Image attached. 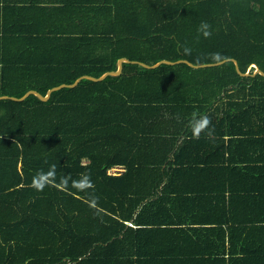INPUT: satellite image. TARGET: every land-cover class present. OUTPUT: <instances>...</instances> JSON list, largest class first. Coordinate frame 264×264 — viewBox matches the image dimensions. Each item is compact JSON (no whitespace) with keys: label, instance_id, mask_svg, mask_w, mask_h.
Returning a JSON list of instances; mask_svg holds the SVG:
<instances>
[{"label":"trees","instance_id":"16d2710c","mask_svg":"<svg viewBox=\"0 0 264 264\" xmlns=\"http://www.w3.org/2000/svg\"><path fill=\"white\" fill-rule=\"evenodd\" d=\"M37 2L3 5L0 95L45 94L115 70L120 57L203 64L219 53L264 71V0ZM193 113L210 117L214 137L193 138ZM258 133L264 76L232 60L128 61L47 100L0 99V264H216L224 249L203 243L232 224L223 197L248 176L240 162L263 155L242 139ZM52 164L57 181L88 173L94 189L36 191L33 176Z\"/></svg>","mask_w":264,"mask_h":264},{"label":"crops","instance_id":"0c3cea01","mask_svg":"<svg viewBox=\"0 0 264 264\" xmlns=\"http://www.w3.org/2000/svg\"><path fill=\"white\" fill-rule=\"evenodd\" d=\"M38 1L40 2L36 5L46 3L45 0ZM6 2L9 3L10 0H0V22L7 15L3 6ZM27 13L30 16L34 14L31 9ZM242 139H246L249 145L252 144V148L262 151L263 155L260 159L240 162L238 166L246 169L248 176L244 178L240 173L238 180L236 179L239 185L234 184L239 190L223 197L228 199L226 204L231 201V208L227 211L233 217L232 224L225 229H216V237L206 239L203 243L209 249H224L217 251L216 264H264V133Z\"/></svg>","mask_w":264,"mask_h":264},{"label":"clouds","instance_id":"9594fccd","mask_svg":"<svg viewBox=\"0 0 264 264\" xmlns=\"http://www.w3.org/2000/svg\"><path fill=\"white\" fill-rule=\"evenodd\" d=\"M211 26L206 21H201L197 28V32L203 35L205 38L211 36ZM192 49L190 47L183 48L184 55H191ZM211 59L218 61L221 57L219 53H212ZM211 119L206 114L193 113L190 116L188 127L192 133L193 138H199L201 133H206L209 138L214 137L215 129L210 127ZM77 189L78 191L85 192L89 189H94V184L91 180V176L88 173H81L78 179H72L70 175L63 176L57 181L56 165L52 164L47 171L41 169L33 176L30 186L36 191H43L45 187H56L60 190H67L69 187ZM98 201V197L94 193H89L86 198V202L91 207H95Z\"/></svg>","mask_w":264,"mask_h":264},{"label":"water","instance_id":"95a60500","mask_svg":"<svg viewBox=\"0 0 264 264\" xmlns=\"http://www.w3.org/2000/svg\"><path fill=\"white\" fill-rule=\"evenodd\" d=\"M227 60H232L234 63H235V67H236V70L238 71V73L242 74V75H248V74H251V75H254L256 73H259L261 75L264 76V71L261 70L258 66L256 65H253L255 68L253 70L252 73H249V69L246 71V72H242L240 69H239V66H238V63L237 61L234 59V58H225V59H222V60H219V61H216V62H210V63H203V64H194L192 62H190L189 60L187 59H178V60H169V59H160L158 60L157 62L155 63H152V64H149V63H146V62H143V61H139V60H130L126 57H120L117 61V68L115 70H108V71H105L104 73H102L100 76L98 77H95V76H92V75H88V74H84V75H81L79 77H77L72 83L70 84H67V83H62V84H59V85H56V86H53L51 88H49L46 92L45 95H42L40 92L34 90V89H29L27 90L21 97H15V96H7V95H2L0 96V98H7V97H10L12 99H15V100H23L22 98H24L26 95L30 94V93H33L35 95H37L40 99L42 100H47L50 93L55 90V89H58V88H61V87H64V86H74L76 85L82 78H89V79H93V80H100V79H103L105 76H107L108 74H112V75H116V74H119L122 70V64L123 62H127V61H132V62H135V63H138L139 65L143 66V67H146V68H154V67H157L158 65H160L161 63H169V64H175V63H178V62H185L187 63L188 65L190 66H193V67H202V66H208V65H217V64H221Z\"/></svg>","mask_w":264,"mask_h":264},{"label":"bare ground","instance_id":"6f19581e","mask_svg":"<svg viewBox=\"0 0 264 264\" xmlns=\"http://www.w3.org/2000/svg\"><path fill=\"white\" fill-rule=\"evenodd\" d=\"M127 62H128V61H127ZM131 62H132V61H131ZM111 75H112V74H111ZM71 83H72V82H71ZM67 84H70V83H67ZM57 85H59V84H57ZM55 86H56V85H55ZM52 87H53V86H52ZM50 88H51V87H50ZM48 89H49V88H48ZM48 89H47V90H48ZM28 90H29V89H28ZM34 90H35V89H34ZM36 91H37V90H36ZM25 92H26V91H25ZM25 92H24V93H25ZM38 92H39V91H38ZM46 92H47V91H46ZM41 94H42V93H41ZM45 94H46V93H45ZM45 94H42V95H45ZM1 96H2V95H1ZM113 167H119V168H120V166H113ZM113 167H111L110 169H108V172H113V170H112Z\"/></svg>","mask_w":264,"mask_h":264},{"label":"rangeland","instance_id":"374dc122","mask_svg":"<svg viewBox=\"0 0 264 264\" xmlns=\"http://www.w3.org/2000/svg\"><path fill=\"white\" fill-rule=\"evenodd\" d=\"M112 170H113L114 172H117V171H119V170H122V167H120V168H119V167H113Z\"/></svg>","mask_w":264,"mask_h":264}]
</instances>
